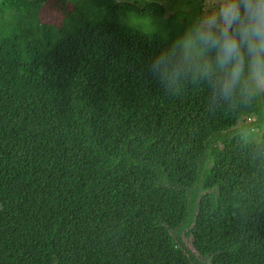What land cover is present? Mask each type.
<instances>
[{
  "label": "trees",
  "instance_id": "obj_1",
  "mask_svg": "<svg viewBox=\"0 0 264 264\" xmlns=\"http://www.w3.org/2000/svg\"><path fill=\"white\" fill-rule=\"evenodd\" d=\"M48 1L0 0V264H264V110L148 70L198 0Z\"/></svg>",
  "mask_w": 264,
  "mask_h": 264
},
{
  "label": "clouds",
  "instance_id": "obj_2",
  "mask_svg": "<svg viewBox=\"0 0 264 264\" xmlns=\"http://www.w3.org/2000/svg\"><path fill=\"white\" fill-rule=\"evenodd\" d=\"M198 4L199 13L153 56L150 74L166 96L192 86L201 89L210 115L225 109L264 110V0ZM131 26L143 30L138 23ZM154 32L151 27L149 34ZM246 131L239 130L241 135Z\"/></svg>",
  "mask_w": 264,
  "mask_h": 264
},
{
  "label": "rangeland",
  "instance_id": "obj_3",
  "mask_svg": "<svg viewBox=\"0 0 264 264\" xmlns=\"http://www.w3.org/2000/svg\"><path fill=\"white\" fill-rule=\"evenodd\" d=\"M121 1H131V0H121ZM148 1L161 3L159 2V0H148ZM161 4L165 5L166 7H169L171 4L173 5L174 2L173 0H163V3ZM172 11H168V14H172ZM63 17H64V11L61 5L55 0H49L48 2H46L40 14V19L43 22L54 25H60L62 23ZM185 242H186V247L190 250H193L191 244L188 241Z\"/></svg>",
  "mask_w": 264,
  "mask_h": 264
}]
</instances>
